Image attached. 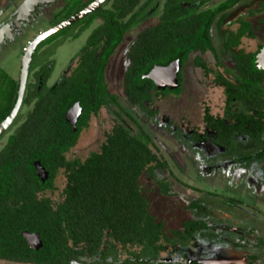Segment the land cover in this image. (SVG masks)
I'll return each instance as SVG.
<instances>
[{
	"label": "trees",
	"instance_id": "obj_1",
	"mask_svg": "<svg viewBox=\"0 0 264 264\" xmlns=\"http://www.w3.org/2000/svg\"><path fill=\"white\" fill-rule=\"evenodd\" d=\"M241 1L226 0L207 12L199 11L197 7L189 12L180 0H164L162 11L159 13L157 10L151 15L159 16L158 23L145 27L128 50L129 67L124 77V95L130 106L155 120L158 115L153 109L155 96L180 93L181 87L175 91L158 90L145 77L155 66L166 67L177 60L184 66L192 55L198 53L192 62L208 73L210 69L199 54L211 52L216 59L220 57L211 34L214 21L219 15L223 18V12ZM134 2L123 0V8L115 12L131 15L124 22L125 28L119 38L108 39L102 48L97 45L100 39H90L80 51L79 57L85 66L79 71L78 90L74 91L73 83L69 85L70 100L61 102V98L57 97L35 104L34 110L20 123L0 153V253L12 248L16 241H23L22 231L40 235L43 248L35 251L34 255L59 256L63 258V264L76 260L85 264L88 257L96 255L100 256L101 261H117L120 246L125 249L140 247L137 260L155 259L165 250L168 237L164 234V222L158 221L151 213L149 199L140 181L142 176L147 175L154 179L163 196H172L175 192L173 174L158 177L159 173L164 174L169 170V165L157 143L135 116L122 106L117 92L106 90L105 73L117 48L129 31L147 20V13L155 7L154 3L146 4L134 11ZM82 9L83 6H79L76 11ZM262 11L264 4L253 14ZM97 14H91L90 19H82L75 24H79V29L74 33V40L88 29L92 16ZM136 16L140 17L135 19ZM223 21L224 18L216 23L218 28L222 27ZM241 25L238 34L226 35L223 44V54L231 55L237 75L228 69L217 75V81L227 93L228 114H232L230 103L233 100L243 107L241 112L232 115L238 131L244 137L237 142L243 143L239 151L251 142L248 138L251 127L256 129L252 142H264V124L252 113L257 108L256 96L264 92V70L259 69L256 62L262 47L253 54L240 48L243 35L254 37L249 23L242 21ZM98 31L112 32L104 24ZM225 75L234 76L236 82L232 83ZM90 79H93L92 85ZM93 95H96L95 98ZM15 102L16 92L3 104L5 113L0 120L11 112ZM75 102L82 108L77 131L65 120L67 110ZM252 103L256 105L253 109L249 107ZM102 107L112 110L115 124L106 134L99 151L90 153L85 159L68 160L66 154L78 144L82 131ZM19 119L15 122H19ZM205 121L210 127L227 124L215 119L208 108ZM227 135L226 131L219 137V142L225 146L233 143ZM175 138L181 143V134H175ZM255 157L264 158V153L259 152ZM243 158L250 162L254 157L245 154ZM37 162L49 174L45 182L38 175ZM62 170L67 175V181L63 200L55 205L43 194L56 190L55 181ZM189 208L200 212L201 202L192 201ZM197 221L185 222L189 225Z\"/></svg>",
	"mask_w": 264,
	"mask_h": 264
},
{
	"label": "flooded vegetation",
	"instance_id": "obj_2",
	"mask_svg": "<svg viewBox=\"0 0 264 264\" xmlns=\"http://www.w3.org/2000/svg\"><path fill=\"white\" fill-rule=\"evenodd\" d=\"M96 1L97 0H0V116L5 113V110H2L3 104L7 99L12 98L15 92V105L17 103L25 67L23 61L24 56L31 50L30 48L33 42L39 36L74 17L86 7L94 4ZM212 1L213 0H180V3L185 6L186 10L189 12L194 10L196 7L199 8V11L207 12L226 0L215 4ZM243 1L248 0H242L233 8L223 12L224 21L222 27L218 28L216 25L220 19H223L222 16H217L214 21L215 24L212 27L211 34L214 40L217 39L219 40L218 42H220L218 47L220 57L219 59H216L211 52H208L205 55L199 54V56H201L207 63L210 71L206 73L200 67H196L192 62L193 69L200 70L205 80L208 81L210 85L215 88L223 89L226 98L223 115L213 116L210 108L206 107L204 109L202 127L184 128L183 125L174 123L171 120H164L165 123L163 124V127L170 133L175 144L178 147L184 148L189 154L194 156L195 163L202 168L204 174L212 176L214 174H218L216 172H219L220 174L221 172L225 173H223V176H219L217 178L220 184L215 186L217 189L215 192L210 191L207 188L204 190L195 189L194 191L202 193L203 195L200 196V198L187 197L186 210L195 216L192 220H198V223H191L187 225L184 221L179 229H169L164 223V234L168 237V241L164 244L165 250L162 251L155 259L146 258L145 260H137L136 255L141 251L140 247L132 248L135 249V251L129 252L128 257L126 256L123 258V255L129 248L125 249L120 246L117 261L109 262L111 259H108L107 262L101 261L100 256L96 255L93 258L88 257L86 260L87 263L84 262L85 264H264V229L260 228V225H264V219L260 216L261 214H264V212H262L259 208L234 197V195L240 193V190H243L241 187L244 184L245 187L248 188V184L251 183L255 188V192H253L255 195H253V197L250 195L248 196L251 200H256L262 202L261 204H264V158L260 159L255 157L259 154V152L264 153V142H252L256 135V129L251 127V132L248 136L251 142L246 143L245 146L241 148V151H239V146H243V143L239 144L237 142L244 139V137H242L243 135H241V132L238 131L235 117L232 115L241 112L243 107L240 102L233 100V102L230 103L232 114H228L227 110L229 108L227 93L223 85L217 81V75L220 73L223 74L224 70L227 69L237 75L236 66L231 55L223 54V44L227 39L226 35H237L239 30L242 28V21H244L252 26L254 37L251 38L247 35H243V37H241L240 48L244 39L254 40L256 36L255 28L251 19L258 13L254 15L253 13L255 11L249 10L247 14L244 13L235 17L231 15L232 10ZM122 2L123 0H106L100 5L99 9L94 11L95 13L98 12V14L96 16H92L90 25L84 32H87V34L85 36L83 48L88 44L90 39L93 41L100 39V42L97 45H100L102 48V46L109 41L108 39H117L120 37L121 31L125 28L124 22H126L131 16L115 14V12L120 11L123 8ZM153 3L155 4V7L147 13V15H149L147 20L142 25L129 31V33L125 36L124 42L117 48L114 56L112 57L105 73L106 90L108 92L113 90L112 84L108 78L109 69L113 59L117 56L119 50L123 46L127 45V41L128 45L126 57L128 59V50L131 47L132 41L135 38H138L139 34L145 27L158 23L159 16L151 15L156 13L157 10L160 13L162 11L161 9H163L162 7L164 6V0H135L134 5L136 6L134 7V11L140 9L142 5H152ZM263 4L264 0L261 1L259 8H261ZM79 6H83V9L76 11ZM94 12L88 14L83 19H90L91 14H95ZM112 12L113 14H111ZM139 17L140 16H136L135 19H138ZM76 23L41 41L36 49H34L31 55V60L27 66V79L22 104L14 121L6 129V131L0 135V153L8 145L9 138L19 128L20 123H23L29 113L34 110L35 104L40 101L52 100L57 97L61 98V102L69 101L70 83L74 84L75 92L78 90V83L80 81L79 71L85 66V63H82L79 57V53L83 48L78 54H74V57L69 59L63 69L59 68V58L52 60L53 56H58L59 50L63 47L64 43L69 40L73 43V41L76 40L73 39L74 33H76L79 29V24L75 25ZM103 24L108 29L110 27L112 32L108 31L103 33L102 31H98ZM84 33L81 36H83ZM260 47H264V45L259 46L257 51ZM90 48L95 50L93 46ZM261 49L262 48H260V50ZM247 53L253 54L255 52ZM207 54H209L212 58L211 66L206 59ZM16 55L20 57V63L18 64L13 62L10 57ZM197 55L198 53L194 54V56ZM41 58L42 60L39 62ZM189 62L190 59L184 66H181L178 73L179 87H181L180 93L178 95H170L179 96L182 93L183 83L185 80L184 72ZM219 63L222 65L220 66ZM128 67L129 59L128 66L123 73V93L124 77ZM225 76L227 79L232 81V83H235L237 80L234 76ZM250 76L252 77L253 74L251 73ZM72 78H74V80H70ZM89 83L92 85L93 79H90ZM95 96L96 95H93V98H95ZM159 97L163 96H155V98ZM155 98L153 106H155ZM256 102L257 108H255L252 113L256 114V118L264 124V92L262 95L256 96ZM75 104L80 106L78 102H75L74 105ZM15 105L13 106L11 112L0 120V124L10 116ZM250 106L252 109L256 107L255 103H252L249 107ZM60 108H62V105ZM71 108L72 107H70L67 112ZM105 108L110 110L109 107H102L100 112ZM207 108L215 119L221 120V122L226 121V126H208L205 121V112ZM80 109L81 112L76 123V129L82 116L81 106ZM67 112L65 114L66 121ZM98 115H95V117ZM259 116H261V118ZM157 117L155 119L156 121ZM17 118L20 119L19 122L16 123L15 121ZM248 128L249 127H247V129ZM226 131L228 133L227 136L233 141V143L230 142L227 146L219 142V137ZM175 134L178 136L181 134V143L175 138ZM251 134H253V136ZM262 139L264 141V131ZM71 150L66 154V158L68 160L78 159V157H68ZM245 154L254 158L248 162L243 158ZM45 172L47 173L48 179L49 174L47 171ZM61 174H63L65 181H67V175L64 170L60 172L58 177ZM38 175L40 176L39 171ZM236 177H239L238 180ZM172 182L174 184L175 192L172 196L166 197H175L179 195L178 191H176V184H180V181L173 176ZM153 183H155L154 179ZM206 186H208V184H206ZM210 186L211 184H209V187ZM158 190L160 192L159 188ZM55 191L56 190L47 191L43 194V197L49 198L56 205L60 203L63 198L61 196L59 200H53L48 196V192L53 193ZM207 197H209L208 200ZM261 197L262 199H260ZM196 200L201 202L202 208L200 212L189 208L192 201ZM239 213L246 214L247 216H250V218L243 219L244 217L237 216ZM255 214H257V216ZM259 219H261V221ZM26 232L28 231L21 232L22 237ZM28 233L37 234L31 232ZM22 240L23 241H16L17 244H13L12 248L9 247L5 253H0V264H38L36 261L43 262L40 264H63L61 263L63 258L61 259L59 256H53L50 254L49 256L43 255L38 257L34 255L35 251H40L43 248L42 240V245H39L38 249L30 247L31 245L36 246L34 239L29 240L30 244L24 237ZM127 260H129L130 263H126ZM71 264L82 263L77 262L76 260Z\"/></svg>",
	"mask_w": 264,
	"mask_h": 264
},
{
	"label": "rangeland",
	"instance_id": "obj_3",
	"mask_svg": "<svg viewBox=\"0 0 264 264\" xmlns=\"http://www.w3.org/2000/svg\"><path fill=\"white\" fill-rule=\"evenodd\" d=\"M221 1L223 0H213L212 2L215 4ZM261 1L262 0L243 1L232 10L231 15L235 17L240 14H247L249 10L256 12L261 9L259 8ZM262 12L251 19L256 34L254 40L244 39L242 41L241 48L247 52H256L259 46L264 45V11ZM86 34L87 32L73 41V43H71L70 40L64 43L63 47L59 50L58 56L52 57V60L59 58L60 69H63L69 59L74 57V54H78L83 48ZM214 41L216 46L219 47V40L215 39ZM127 45L123 46L113 59L108 78L112 84L113 90L120 95L122 106L134 115L145 130L154 138L162 155L167 160L169 170L164 174L159 173L158 177L163 178L173 174V176L183 184H176V191L179 193L178 196L166 197L159 192L152 178L144 175L140 181L144 194L149 199L151 213L158 220L163 221L167 228L179 229L184 221L195 218L194 215L186 210L187 197L200 198V196L203 195L202 193L194 191L195 189L204 190L207 188L215 192L217 190L215 186L220 184L217 178L223 176L224 172H221V174L216 172L218 174L212 176L204 174L202 168L195 163L194 156L189 154L184 148L178 147L175 144L170 133L163 127V124L166 120H171L174 123L183 125L184 128L202 127V119L206 107L210 108L213 116L223 115L226 102L225 93L223 89L215 88L210 85L208 81L205 80L200 70L193 69L192 61L194 55H192L184 72L185 80L182 93L179 96L168 95L166 97L155 98L154 109L157 110L158 117L157 121L151 120L140 113L135 107H131L123 93V73L128 66V59L126 57ZM10 57L16 64L20 63V57L18 55ZM206 59L211 66L212 58L209 54H207ZM41 60L42 58L39 62H41ZM114 124L115 117L112 110L107 108L103 109L97 117H92L89 126L83 130L77 146L71 150L68 157L84 159L89 156L90 153L99 151L100 146L105 140L106 134L112 129ZM236 178L238 180L239 177ZM206 184H208V186H206ZM209 184H211L210 187ZM55 185L56 191L53 193L48 192V196L53 200H59L66 185L63 174L56 179ZM241 188H243V190H240V193L234 195V197L264 212V204L256 200H251L248 196L250 195L253 197V195H255L253 193L255 192L254 186L250 183L248 184V188L245 187V184ZM208 199L209 197H207V200ZM260 199H262V197ZM255 215L257 216V214ZM237 216L244 217L243 219L250 218V216L241 213L237 214ZM260 216L264 219V214ZM259 220L261 221V219ZM260 228L264 229V225H260ZM134 251L135 249L129 248L123 255V258L126 256L128 257L129 252Z\"/></svg>",
	"mask_w": 264,
	"mask_h": 264
},
{
	"label": "water",
	"instance_id": "obj_4",
	"mask_svg": "<svg viewBox=\"0 0 264 264\" xmlns=\"http://www.w3.org/2000/svg\"><path fill=\"white\" fill-rule=\"evenodd\" d=\"M104 1H106V0H97L94 4L86 7L84 10H82L81 12L76 14L74 17H72L69 20L59 24L55 28L44 33L43 35L39 36L33 42L32 46H31L30 53L27 52L24 56L23 61H24L25 67H24V71H23L22 83H21L17 103H16L12 113L10 114V116L0 124V135L2 133H4L6 131V129L11 125V123L14 121L18 111L20 110L22 100H23V93H24V89H25V85H26V79H27V66L31 60V55H32L34 49H36V47L41 43V41L45 40L46 38L52 36L53 34L59 32V31H62L66 27H68V26H70L76 22H79L84 17H86L88 14L99 9L100 5ZM256 62H257L258 68L264 70V47H262V49L257 54ZM180 69H181V65H180L179 60H177V61L171 63L169 66H166V67H163V66L154 67L153 70L149 73V75H147L145 77L150 79L155 84V86L158 90L163 91V90L169 89L171 91H174V90H177L179 87L178 73H179ZM160 71H162V72L167 71L168 73H170V75L172 76V80L170 82H163V83L158 82L156 80L157 78H155V76L158 75L160 73ZM80 112H81L80 106L78 104H75L67 112V115H66V119H67L68 123H70L72 125V127L75 131L77 130L76 129V123H77L78 117L80 115ZM36 167H37L39 174L42 177L43 181H45L47 179V173L44 171V169H42L40 167L39 163L36 164ZM23 237L28 241L29 244H30L29 237H32L34 239L36 246H33V245L30 246L33 249H38L39 245H42L39 234H30V233L26 232L23 234Z\"/></svg>",
	"mask_w": 264,
	"mask_h": 264
},
{
	"label": "bare ground",
	"instance_id": "obj_5",
	"mask_svg": "<svg viewBox=\"0 0 264 264\" xmlns=\"http://www.w3.org/2000/svg\"><path fill=\"white\" fill-rule=\"evenodd\" d=\"M31 49V48H30ZM31 51V50H30ZM29 51V53H30ZM155 78H157L156 80L160 83L166 82V81H171L172 80V76L170 75V73L166 72H162L160 71V73L158 75L155 76ZM29 239H33L32 237H29Z\"/></svg>",
	"mask_w": 264,
	"mask_h": 264
}]
</instances>
